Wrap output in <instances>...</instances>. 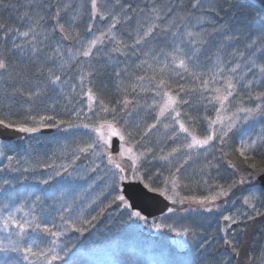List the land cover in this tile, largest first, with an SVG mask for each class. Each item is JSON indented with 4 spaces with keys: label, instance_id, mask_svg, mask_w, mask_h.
Returning <instances> with one entry per match:
<instances>
[{
    "label": "snow or ice",
    "instance_id": "1",
    "mask_svg": "<svg viewBox=\"0 0 264 264\" xmlns=\"http://www.w3.org/2000/svg\"><path fill=\"white\" fill-rule=\"evenodd\" d=\"M3 0H0V4ZM120 8V11H116V7ZM42 7V6H41ZM51 7V5H49ZM68 5L64 6V10L68 9ZM83 8L84 5H81ZM88 20L93 21L96 19L110 21L107 24L105 31L96 32L94 23H87L85 28V34L90 36V39L81 37L78 20L82 17L79 13L74 16L68 17L67 15L62 16V9L57 6L55 12L51 15L50 20L53 24L51 31L42 28V25L49 19L47 16H31L29 12H25L20 19L27 20L28 24L26 30L20 31L16 27H8L6 25H0V30L3 31L4 38H12V49L23 53L28 56L30 60L43 61L44 64L51 63L56 64V60L59 59L61 62L59 66L54 70L49 68L45 75L43 70V64L37 68L39 77H44L43 81L29 85L25 88L23 84L13 89V95L10 97L12 102H15L16 96L26 98V102L29 103V113L37 111L35 107L36 102L43 103L46 97H51L54 94H62L64 88H68L70 93H75L76 96L84 97L87 100V109L85 112L80 104L74 106L70 112L77 120L83 116V121L76 124L69 120L57 119L55 115H25L21 121H13L10 119L0 118V126H4L9 129H17L22 133H35L41 128L58 127L66 125L67 129H86L88 130L87 135L89 140L83 142L82 146L77 145L73 152V163L80 159L81 155L91 153L93 160L89 161L92 165L85 169V176L88 173H96L101 170V165L107 169L106 175H110L111 179V190L118 191L120 182L127 179V172L130 170L133 175L140 171L141 158L146 157L145 152L139 154L134 153L130 141L133 139L132 132H125L117 126L119 121L117 120V114L119 111L129 109L131 106L135 108L139 106V100L136 99L138 95L136 93L137 87L142 92L154 91L155 97L153 98L152 105H156L159 109L158 114L155 117V123L148 124L147 129L152 130L157 127L161 122V117L171 116L172 125L164 124L166 129H171L172 138H178V134H184L185 143L180 147H174L167 155L156 157L152 156L153 160L160 159L169 161V158L173 153H179L181 149H186L190 152L193 148H203L210 146L215 140H219L221 145H224L227 139L230 138V134H234L238 129L239 125L243 123H255L264 121V90L255 91L256 88L264 89V63L257 64L253 57L256 55L255 52L251 56H245L244 52L236 51L233 56H239L244 61L245 72L237 75L241 70V64L236 63L233 60H226L219 53L223 52L225 45H230L231 42H239V37L231 35L233 31L228 24L217 25L215 18L208 19L205 13H215L219 15V12L215 7H209L205 9L204 0H188V4H184V0H178L177 3L173 4L171 0L167 5L157 6L153 4L151 8L140 9L137 15H129V13H137V9L132 8L128 5L127 10H124V6L120 4V0H115V5L111 10H108L107 4L103 0H89ZM185 8L188 10L185 11ZM200 13V14H198ZM64 22H61V21ZM194 21V22H193ZM207 21L213 25L212 33L206 32L203 25ZM135 25L133 30L130 32H122L121 36H117V28L120 26H132ZM213 33L220 37L219 45L217 47V55L215 58V64L213 70L210 72L209 77L205 79V73L197 72L195 69L201 67V57H205L208 63H212V57L206 56L205 49L210 44H215L216 41L210 40L206 37H211ZM127 35L128 39L132 42L127 43L122 37ZM59 40L53 46L50 41ZM20 39L21 42L17 43L16 40ZM105 40L112 45L110 50L107 52H101V45H104ZM65 41H71L78 43L79 48L75 50L69 49V57L65 60L63 57L65 52L61 48V44ZM159 42L163 46L157 48L148 47L150 44H156ZM256 42L253 41L250 44L245 45L246 49L251 50L255 47ZM107 47V45H104ZM145 47L148 50L145 51ZM51 49L49 54L48 50ZM258 52L264 56V45L257 49ZM112 53H118L123 56H133L136 59H140L141 56L148 57L152 63L148 62V59L140 61L137 65L138 68H143L147 65L148 69L152 71V75L147 77L148 83L152 85L151 88H144L143 82L146 77L136 76L137 83L131 85V92L133 98L130 99L128 95V88H123V98L118 99L115 103L109 101L105 102V99L101 98L103 85L97 84L98 71L93 67L91 63L85 64L80 58L91 59L96 54H101L111 58ZM163 58V59H161ZM75 60L76 63L72 64L71 61ZM229 64L234 66L229 67ZM154 65L156 67H154ZM9 63L6 58L0 56V69L7 70ZM178 69H182L185 75H190L195 80H200V89L208 90L210 83H218L220 87L213 88L211 91L214 93L211 100H208V104H212L213 101L219 103V107L215 108L216 117L212 119L210 116L203 117L207 120V132L202 138L198 136L194 130V126L201 120L199 116H192L189 113H184V117L187 121L193 125V129L190 130L189 126H186L185 119H181L182 113L178 109L181 105L185 107H191L189 100L178 99L179 92H184L185 95H190L194 92H200V99H204V94L200 89L192 88L185 89L183 85H177L178 92L174 95L171 91L172 82L171 76L175 74L180 76L181 73ZM117 69L114 72L116 77L123 76L124 72ZM59 72L60 74H57ZM70 72H74V75H69ZM258 73V75H257ZM252 78L249 79L248 77ZM75 81V82H72ZM121 86L117 85V91H120ZM247 93L249 100L259 101L255 103L254 107H244L243 101H237L236 111L225 120L222 115V111L227 107V103L235 100L237 96H243ZM227 102V103H226ZM148 105V107H152ZM47 107V105H46ZM98 111H94L97 109ZM174 114V115H173ZM95 116V119L92 116ZM111 117V119H109ZM87 121V122H84ZM126 123V122H125ZM220 125L219 129L215 126ZM147 132H145V135ZM127 135V139H126ZM113 137H119L120 141H124V144L120 145L119 151L113 154L111 151ZM139 144V142H137ZM151 149L147 152L151 153ZM161 151H163L161 149ZM222 151V150H221ZM235 152L239 153V156L243 158L244 163L248 169L255 170L259 167L256 161V154L260 153L264 156V126L262 131L255 138L249 136L248 138H242L239 142V146L234 149ZM5 153L0 151V156H4ZM227 155V153H224ZM127 157V166L123 163L124 158ZM121 162H117V159ZM8 164L0 167V170L7 171L11 168L13 172H27L28 169L12 167V162L15 159L14 156L6 157ZM99 159L100 163H95V160ZM192 159L191 155H186L182 164L175 167V172L171 174V185L172 195H168V188H152V191H159L162 195H166L169 200H173L175 204L183 205L185 201L189 204L195 203L199 207L203 208L205 212H212L213 208H218L219 205L215 204L220 197H227L229 191L236 183L243 184L250 176L251 171H248L246 175H241L238 181H234L232 185H229L227 189L220 187V190L212 195L208 196H180V193L176 191L177 178L176 174L180 173L182 168L188 164ZM107 161L105 164L104 161ZM20 163L19 160L16 161ZM264 163V160L261 161ZM228 164L232 168H236V165L231 160ZM112 167L109 168L108 166ZM211 165V161H209ZM48 166V165H41ZM68 176H72V172H68L67 167L60 166ZM114 169V170H113ZM259 170L264 172V167H260ZM61 171L56 170L54 176H60ZM78 178L81 177L79 172H76ZM53 175L48 176L47 179L39 180V184L48 185L53 180ZM26 180L27 177H24ZM12 181L5 180L4 184H11ZM168 180H165L167 185ZM147 186V185H146ZM91 187V185H89ZM31 193L25 198L22 203L28 208V211L24 210V207L5 204L0 208V229L8 233L5 240H0V264H53V262H60V264H71L70 260H65V257L61 256L60 252L67 254V247L62 248L60 251L56 250L55 239L51 241L53 246L41 247V244L47 237H59L62 232L55 231L58 227L54 222H46L48 213L45 216L37 214L36 209L39 208L40 212L43 213V199L40 195H36L34 199H31V203L28 204V199L31 198ZM119 201L125 209L129 210V219L137 218L139 220L147 222V217L142 215L140 210H136L127 201L123 194L116 195L110 203ZM259 201L264 204V192L259 195L253 193L244 197V204L249 206L251 212L254 215L248 213H241V218L234 219L233 216L227 215L223 217L226 222L225 227L220 229L225 235L230 232L231 225H237L247 221H254L256 217H264V211L257 209L254 202ZM12 204H15V200H12ZM211 205V206H210ZM70 205L65 207L60 206V209H56L55 205H52V211L58 213L59 219L63 225L70 226L76 232L83 233L87 229L83 226L77 227L72 220L68 219L65 213L69 212ZM169 213L176 211L174 208H168ZM180 211H189L188 208H181ZM18 212H24L22 217H17ZM103 212V209H101ZM97 217L93 216L92 220H96ZM91 221L83 220L82 224H90ZM14 226V228H13ZM150 227L156 229L167 228L170 231L176 232L177 235H183L184 237H191L194 242L197 241V232L191 227H184L177 229L171 224H158L153 222ZM68 228L65 227L64 231ZM243 231V229H241ZM224 244L231 246V252L239 255L240 248L233 239H225ZM209 245L208 239H204L199 244L200 248H204ZM15 254V255H13ZM260 264H264V254L259 258ZM222 264H231V259H226Z\"/></svg>",
    "mask_w": 264,
    "mask_h": 264
},
{
    "label": "trees",
    "instance_id": "2",
    "mask_svg": "<svg viewBox=\"0 0 264 264\" xmlns=\"http://www.w3.org/2000/svg\"><path fill=\"white\" fill-rule=\"evenodd\" d=\"M24 1L25 0H3V3L0 4V25L16 27L19 28L20 31H24L26 30L28 21L22 20L20 17H22L25 12H29L31 16H36L38 14L49 17V19L42 25V28L48 27V31L50 32L53 27L50 17L55 12L57 6L62 9V16L67 15L68 17H71L77 13L80 14L82 19L77 21L79 24L77 30L80 32L81 37L85 39L91 38L90 36H87L84 31L87 23L91 22L95 24L96 32H94V34H98L100 31H105L107 24L110 23V21L100 19L89 21L88 9L85 8V5L88 4L87 2L83 8L75 10L73 6L68 4V0H35L36 2L33 0V4H29L28 8L23 4ZM171 2L175 4L178 0H171ZM35 3L38 4L37 7L35 6ZM105 3L107 4L108 10H111L115 5V0H106ZM168 3L169 0H120V4L124 6L125 11L127 10L128 5L137 9V13H129V15H137V18H139L138 12L140 9H145V11H147V9L151 8L153 4L160 6L167 5ZM184 4L187 5L188 0H184ZM49 5H51V7H49ZM65 5L69 6L66 12L63 11ZM204 6L205 9L215 7L219 12V15H216L215 13H205L208 16V19L215 18L217 21L216 26L228 24L233 30L230 34L239 37L238 43L233 41L230 45H225L223 52L219 53L224 59H234V61H236L239 57L233 56V53L236 51L244 52L245 56H251L252 53L255 52L256 55L253 59H255L256 63H264V59H262L264 56L257 51V49L264 45V0H204ZM25 9L27 10L25 11ZM115 10L120 11V8L117 6ZM187 10L188 9L185 8V11ZM61 22L64 21L62 20ZM134 26L135 25L133 24L132 26L122 25L118 27L116 30L117 36L120 37L122 32L132 31ZM203 28L206 32L212 33L213 25L205 21ZM122 38L125 39L127 43L131 44L132 41L128 39L127 35H124ZM206 38L214 40L216 43L210 44L209 47L205 49L206 56H211L213 62L208 63L205 57L202 56L200 60L201 67L196 69L198 72L205 73V79L209 77L207 74H210L213 70L217 55V47L220 41V37L216 36L214 33L211 37ZM58 40L59 37L54 40L55 44ZM253 41L256 42L255 47L251 50L246 49L245 45L250 44ZM12 42V38H4L3 31L0 30V56L6 58L9 63V68L7 70L0 69V118L21 121L25 115L40 114L49 116L55 115L57 119H71V121H74L77 119L71 115L70 110L77 104H80L81 100L83 101V104H80V106L83 107L85 112L88 111L86 98L76 96L75 93H70L68 88H64L62 94H54L50 98L46 97L43 103L36 102L35 107L37 108V111L32 113L28 112L30 105L26 102L25 97L16 96L15 102H12L10 97L13 95L14 88L21 86V84H23L25 88H28L29 85H35L43 81L44 77H39L37 73V68L40 67L41 64H43V70L46 75L49 68L55 70L61 62L57 59L56 64L53 65L51 63L44 64L43 61L38 62L30 60L28 56L12 49ZM16 42L20 43L21 40L17 39ZM71 43L74 44L75 42L65 41L61 44V48L65 52L63 57L65 60H67L68 56L67 46ZM104 45H107V47ZM104 45L100 46L101 52H107L112 47L107 40H105ZM161 46L163 45L157 42L156 44H150L148 47L158 49ZM148 47H145L144 50L147 51ZM48 52L50 54L51 49H49ZM80 59L84 61L85 64L91 63L98 71L97 84L104 86L101 98L105 99L106 103L109 101L115 103L116 100L122 99L123 88L125 87L128 88L129 98L132 99L133 94L131 92V85L137 83L135 79L136 76L146 77L143 82L144 88L152 87L147 80L149 73H152V71L148 69L147 65L143 68L137 67V65L140 64V61L144 59H148V62L152 63L151 59L148 57L141 56L138 60L136 57L130 55L123 56L118 53H112L111 58L96 54L91 59ZM238 59H241L240 64H242L243 59ZM71 63L75 64L76 61L73 60ZM210 65H212V69H210ZM230 65L231 64L228 66ZM154 67L156 66L154 65ZM241 67V69L244 68L243 66ZM117 69L121 71L127 69V71L124 72L123 76L116 77L114 72ZM178 71L181 73L180 76H176L175 74L171 76V91L174 95L178 92L177 85H183L185 89H200V80L193 81L192 77L190 75H185L182 69H178ZM57 74L60 73L57 72ZM237 74H239V72ZM69 75H74V72H70ZM117 85L121 86L120 91H117ZM210 85H212V83L209 84L208 89L210 88ZM200 91L204 94V99L201 100L207 102L209 98H211L209 91L204 89H200ZM136 93L138 94L136 99L139 100V106L135 108L130 106L128 114L126 113L128 111L127 109L118 112V114L121 115V113H123L128 115V117L130 113H136L137 116H140V118L134 120L137 122L134 125V128H129V130H127L128 132H132L133 135L135 132H138L136 127L141 131V129H147L148 124L155 123V117L159 111L156 105H152L153 98H156L154 91L142 92L140 91V88L137 87ZM156 99L159 100V98ZM178 99L189 100L191 105V107L181 105L179 108L181 111H186L188 108H192L193 111L198 106L196 100L200 99V92H194L190 95H185L184 92H179ZM243 100L246 102H259L249 100L248 98H244ZM56 104L57 106H55ZM148 105H152V107H148ZM201 106L204 107L205 104L201 102ZM203 109L201 110L203 113H200L201 117L207 115V111H203ZM207 110L209 112V109ZM94 111L98 110L94 109ZM183 114L184 113H182V116H184ZM62 126L64 125L58 127L61 128ZM55 128L56 127H54L52 133L56 132ZM68 130L71 131L72 129ZM61 132H63L62 128ZM28 134H31L32 137L31 139L28 138L29 140L21 137L13 141H0V151L5 153L4 156H0V167L8 164L6 157L11 155L15 157L12 162V167L28 169L27 172L23 173L13 172L11 171V168L7 171L0 170V208L5 204L15 207L17 200L20 198L18 191H21L22 195H25L29 192L28 188L37 189L39 194L36 195L42 197L43 203H47V201L55 202L56 194L59 195L61 193L60 187L64 189L66 193L69 192V186L67 187V184L69 185L68 181L70 180L68 179L67 173L64 172L63 168L60 166L67 167L68 172H71L74 167L79 165V163L86 162L89 158V153H87L81 155L80 159L73 163V157H68L64 165L61 164L60 166H57L61 171L60 176H54L53 173L54 178L48 185L39 184V180L48 178L46 169L44 170L41 166L46 160V150L48 147H46L43 140H46L45 137L47 135H40L38 132ZM32 140H35V143H33ZM76 147L77 145L68 147L69 150L65 151L66 154H70L71 152L73 154ZM17 160L20 161L19 164L16 163ZM262 160H264V156L257 153L255 162L259 167L255 170H246L243 166L237 164V162H233L237 165L236 170L232 169L231 171H227L225 174L224 187L228 188V186L232 185L234 181H238L241 175H246L248 171H251L252 173L250 177L256 176L261 172L259 168L264 167V163H261ZM105 162L106 160L104 163ZM34 164L38 166L33 168L34 170H29L27 166H33ZM103 170L105 171V174L101 176V178H98L100 179L99 181H103V179L108 176L106 175L107 169ZM155 172L158 174L157 171ZM218 173H220L218 169L217 171H214V174L217 176L216 182L221 184L223 183V178L221 175H218ZM24 177H27V179L25 180ZM5 180L12 181V183L6 185L4 184ZM208 180L210 181L213 179L208 178L207 181ZM141 181L145 186L147 185L146 187L149 189L151 188V190L152 188H157L147 183L146 178H142ZM212 184L210 187H207L210 188L209 190H213L218 186L217 183L214 185ZM246 184V182L243 184L236 183L232 189L246 191ZM110 185L111 183L102 186L97 190L96 195L92 197L91 191L89 195L84 193L86 198L79 195H76L75 197L73 195L70 197L75 201L73 207L78 209V211H73L72 213V211L69 210L65 215L68 219L72 220L77 227H85L87 230L83 233L76 232L70 226L63 225L59 219L58 213L52 211L46 222H49L50 224L54 222L58 226L54 230L62 232V235L56 238L47 237V239L42 242L41 247L53 246L51 241L55 239L54 246L57 251L67 247V254L64 252H60V254L65 257L66 261L70 260L71 264H84L87 262L90 264H101L105 262L106 264H222L226 259H231V264H260L259 258L264 254V217H256L254 221H247L245 219L244 223L231 225L232 228L235 229V238L233 240L240 248L239 255H236L231 252V246H229V249L225 248V244L223 243L224 238L219 233V229L216 225L217 217L212 218L204 212H199L200 216L196 218L195 221L187 223V221L184 220V223L179 225L193 228L197 232V241L194 242L190 237L187 241L188 248L177 249L166 244V240L159 238L156 234L157 232L153 228L144 227L142 220L137 218H132L130 220L129 210L125 209L119 201L110 203L116 195L121 194L120 186L118 191H112ZM254 187L258 188L260 193L264 192L257 183L254 184ZM195 188L196 189L193 187L190 188L193 192L192 195L195 196H208L213 193V191H208L206 193L202 190L200 194H198L199 192L196 191H198L197 188L199 187L196 186ZM207 188L206 190H208ZM187 193L190 194L188 191ZM13 199L15 200V204H12ZM86 199H88V202ZM28 204H30V202ZM189 206H191L190 208H193L195 203L192 205L189 204ZM256 207L257 209L264 211V204L261 202L256 204ZM101 209H103V212H101ZM245 213L254 215L250 208H248ZM68 214L74 216V219H72V217L69 218ZM93 216H96L97 219L92 220ZM83 220H89L91 223L83 225ZM220 224L222 225V221ZM65 227L68 228L67 231H64ZM241 229H243V231H241ZM204 239H208L209 245L200 248L199 244L202 243ZM57 244H59V247L56 246ZM148 259H151L149 261L151 263L147 261ZM53 264H60V262H53Z\"/></svg>",
    "mask_w": 264,
    "mask_h": 264
},
{
    "label": "rangeland",
    "instance_id": "3",
    "mask_svg": "<svg viewBox=\"0 0 264 264\" xmlns=\"http://www.w3.org/2000/svg\"><path fill=\"white\" fill-rule=\"evenodd\" d=\"M34 2H36L34 0ZM88 3L85 5V3ZM104 2H106V0H104ZM23 4L25 5L26 8H28V5L33 4V0H25L23 2ZM36 7H37V3H35ZM68 4L70 6H73L74 9L76 10H80L82 7L81 5H85V8H87L89 10V0L85 1V0H68ZM27 9H25L26 11ZM46 29H48V27H45ZM50 43L53 44V46H55V42L50 41ZM80 45L78 43L74 44H69L67 46L68 50H75L76 48H79ZM67 50V59L70 55L69 51ZM241 58V57H238ZM235 61L236 63H240L241 59H238ZM264 59V58H262ZM234 66L233 64H231L229 67ZM241 66L244 67V61L242 62ZM242 68V67H241ZM210 69H212V65H210ZM208 70V69H207ZM195 71L198 72V70L195 69ZM246 69L243 68L240 70L239 74L240 75L242 72H245ZM152 75V73H149V77ZM209 75V74H207ZM258 75V73H257ZM249 79H251L252 77L249 76ZM216 84V85H215ZM212 83V85H210V88L208 89L209 91V95L211 98H209V100L212 99V96L214 95V93L211 91V89L213 88H217L220 87L219 84L217 83ZM261 91L263 89L261 88H256L253 90V92L255 91ZM247 98V93H245L242 97L241 96H237L235 100L231 101V103H227V107L222 111V115L225 117V120H227V118L229 116L232 115L233 112L236 111V107L237 105V101H240L242 99L243 101V105L244 107H254L255 106V102H246L243 99ZM200 100V101H199ZM196 102L198 103V106L192 111V108H188L186 111H181L180 109H178L179 111H181V113H189L192 116H199L201 117L200 113L201 110L203 109V111H207V115L205 116H210L212 119H215L216 117V112H215V108H218L220 105L218 102L213 101L212 104H208V102H204L201 99L196 100ZM201 102L205 104V106H201ZM57 106V104L55 105ZM209 109V112L208 110ZM98 110V108H97ZM128 110V109H127ZM211 110V111H210ZM59 111V110H58ZM127 114L129 113V110L126 112ZM121 113L117 114V120L119 121V123L117 124L118 127H120L122 130H125L126 134H127V130H129V128H134V125L137 123L134 120L137 118H140V116H137L136 113H130L129 117L128 115ZM174 115V114H173ZM128 117V120H127ZM93 119H95V116H92ZM109 119H111V117H109ZM181 119H185V123L186 126L190 127V130L193 129V125H191L187 119L182 116ZM81 121H83V117L81 116L80 120H74L72 121L73 123L79 124L81 123ZM87 122V121H84ZM126 122V123H125ZM164 124H169L172 125V117L171 116H167L166 117H161V122L157 125V127L155 129L152 130H148V129H141V131L139 130L138 127H136L138 132H135L133 135V139L130 141V145H126V146H132L133 147V151L136 154H139L140 152H145L146 153V157L145 158H141V161L139 162L140 164V171L137 172L135 175H133V173L129 170L127 172V180H142V178H146L147 183L157 187V188H168V195H172V185H171V174L175 172V167L179 166L180 164L183 163L185 156L186 155H191L192 159L188 162L187 165L184 166V168H182L181 172L176 174V178H177V187H176V191L180 193V196H187V195H192L193 192L190 189L191 187H193L194 189H196L195 187L198 186L199 188H197L199 192L198 194H200V192L203 190L206 193L208 191H213L212 194L218 192L220 190V187H223L225 189H227L224 184V180H225V174L227 173V171H231L232 169L236 170V168H232L229 164L228 161L231 160L232 163L233 162H237V164L243 166L246 170H249L247 165L244 163V160L242 157L239 156L238 152H235L234 149L237 148L239 146V142L242 138H248L249 136H251L252 138H255L257 135H259L262 131V126H264V121H259L255 122V123H243L241 125H239L238 129L235 131L234 134H230V138L227 139L226 143L224 145L220 144V141L217 139L215 140L210 146H205L203 148H193L190 152H188L186 149H181V151L177 154V153H173L172 156L169 158V161H164V160H160V159H156L153 160L152 156L153 154L156 157H160L162 155H167L169 152H171V149L174 147H180L182 144H184L185 141V136L184 134H178V138L173 139L172 138V132L171 129H166L164 127ZM217 129H219L220 125H216L215 126ZM51 128V127H48ZM61 128L62 131L61 132ZM56 127L55 130L56 132L54 133H41L40 129L38 131V133L40 135H53V136H46V140H43V142L46 144V147H48V149L46 150V160L45 162L42 163V165H48V166H42L44 168V170L46 169V173L48 176L53 175V173L57 170H59V168H57V166H60L61 164L64 165V163L66 162V160L68 159V157H73L72 152L70 154H66L65 151H68V147L73 146V145H82L84 141L89 140V136L87 135L88 130L80 128V129H72L71 131H69L66 127V125L62 126V127ZM207 128V120H204L203 117H201V120L199 122H197L194 126V130L196 132V134L198 136H200L201 138L207 134V132L205 131V129ZM52 130L54 128H51ZM145 132H147V134L145 135ZM24 137L25 139L28 138H32L31 134L26 133L23 136L20 137H15L11 140H2L0 139V141L6 142V141H13L16 140L18 138ZM37 137V136H35ZM114 138V137H113ZM119 139V137H117ZM126 139H127V135H126ZM29 140V139H28ZM33 143H35V140L33 141ZM137 142H139V144H137ZM124 144V141H120L119 139V143H118V151L120 148V145ZM148 149H151V153L147 152ZM161 149L163 151H161ZM44 150V149H43ZM222 150V151H221ZM117 151V152H118ZM116 152H113V154H115ZM224 153H227V155H224ZM238 154V155H237ZM94 158L92 157L91 153H89V158L86 160V162H81L79 163V165H77V167H74V169L71 171L73 173L72 176H68V179L70 181H68L69 185L67 184V187L69 186V192L66 193L64 191V189H62L60 187V191L61 193L59 195L56 194V201L55 202H50L47 201V203H43V207H44V212L41 213L40 209H36L37 214L41 215V216H45L48 213L52 212V205H55L56 209H60L61 205H64L65 207H68L69 205L70 207V211H78V209H75V207H73V203H75L74 200H72L70 197L74 195V197L76 195H79L83 198H86L84 193H87L88 195L90 194V191L92 193V196H95L97 193V190L99 188H101L102 186H105L109 183H111V179H110V175L106 176L103 181H99L101 178V176H103L105 174V171L103 169L104 166L101 165V170L96 172V173H88L85 176V169L91 167L92 165L89 163V161L93 160ZM225 160V161H224ZM209 161H211V165H209ZM117 162H121V160L118 158ZM95 163H100L99 159L95 160ZM107 163V161L105 162V164ZM123 163L125 164V166H127L128 160L127 157L124 158ZM236 165V164H235ZM36 164H34L33 166L29 165L27 166L29 168V170H34L33 168H35ZM237 166V165H236ZM109 168H111L112 166L109 165ZM54 168V169H53ZM218 171L220 173H218V175L222 176V181L223 183L219 184L218 182H216L217 180V176L214 174V171ZM114 170V169H113ZM157 171L158 174L155 172ZM76 172H79L81 177L83 178H78L76 176ZM147 175H146V174ZM229 173V172H228ZM261 173V172H260ZM258 173V174H260ZM257 174V175H258ZM257 175L254 177H249V179H247L245 182L247 183L246 187V191H240V190H233L231 188V190L229 191V195L227 197H220L217 201H215L216 205H219L218 208H213L212 212H205L204 210L201 209V207H199L197 204H195V206L193 208H190L191 206H189V202L185 201V203L183 205H179V204H175L173 200H169L167 198L166 195L165 196L170 202V206L169 208H174L176 209L175 212L173 213H169L167 210L162 213L161 215L155 216L152 218H147V222L143 221V226L145 227H149L152 229V227H150V225L155 222L158 224H171L173 225L175 228L177 229H182L185 226L180 224L184 223V220L187 221V223H190L192 221H195L196 218H198L200 216L199 212H204L206 213L208 216L210 215L212 218L217 217V227H218V231L219 233L223 236L224 240L225 239H234L235 238V229L232 228L231 226V230L230 232L227 234V236L225 235V233L223 231H220V229L224 228L225 226L221 225V221H223V217L227 216V215H231L233 216L234 219H239L241 218L239 216V214L241 213H245L247 211L248 208H250L249 206L244 204V197L251 195L253 193L259 195L260 191L258 190V188L254 187V184L257 183V185L262 189V187L258 184V180H257ZM129 177V178H128ZM208 178H211L213 180H208ZM168 180L167 185L165 184V180ZM142 182V181H141ZM207 182V183H205ZM213 182V184H212ZM121 183V182H120ZM143 183V182H142ZM215 183H217L218 186L220 187H216L213 190H209L211 184L214 185ZM89 185H91V187H89ZM204 185V186H203ZM195 186V187H194ZM203 186V187H202ZM148 188V187H147ZM206 188L208 190H206ZM29 189V192L25 195H22L21 191L19 192V199L16 202V206H20V207H24L25 211H28V208L24 206V204L22 203V201L25 200L26 197L29 196V194L31 193V198L28 199L27 203H31V199H34L36 194H39V191L37 189ZM151 189V188H150ZM263 190V189H262ZM190 192V194L187 193ZM264 191V190H263ZM159 192V191H156ZM161 193V192H159ZM209 194V195H212ZM65 197V198H64ZM89 199V197H88ZM88 199L87 202H88ZM59 200V201H58ZM255 204H258L259 201L254 202ZM84 204V203H83ZM193 204V203H192ZM190 204V205H192ZM211 206V205H210ZM181 208H188L189 211L185 212V211H180ZM57 213V212H56ZM17 217H22L24 215V212H18ZM68 217L72 219H74V216H70V214H68ZM219 225V226H218ZM14 228V226H13ZM157 233V236L161 239L166 240V244H168L169 246L171 245L172 247H175L177 249H184L185 247H187L188 244V239L190 237H184L183 235H177L176 232L170 231L167 228H162V229H156L153 228ZM237 232V231H236ZM8 235V233L4 232L3 229H0V240H5V237ZM5 242H7L5 240ZM224 243V241H223ZM57 247H59V244L56 245ZM188 248V247H187ZM1 255V254H0ZM151 259H148L147 261L149 262ZM151 263V262H149ZM84 264H90L89 262L84 263ZM101 264H106L105 263H101Z\"/></svg>",
    "mask_w": 264,
    "mask_h": 264
},
{
    "label": "water",
    "instance_id": "4",
    "mask_svg": "<svg viewBox=\"0 0 264 264\" xmlns=\"http://www.w3.org/2000/svg\"><path fill=\"white\" fill-rule=\"evenodd\" d=\"M51 128H42L40 132L51 133ZM26 133L19 132L17 129H9L4 126H0V139L11 140L15 137H20ZM119 139L114 137L112 140L111 151H118ZM258 184L264 190V172L257 175ZM120 192L125 196L127 201L135 208L140 210L142 215L147 218H153L155 216L164 213L170 206L171 202L163 196L161 193L152 191L147 188L140 180H127L120 183ZM223 224H226L223 221ZM228 248L227 245H225Z\"/></svg>",
    "mask_w": 264,
    "mask_h": 264
}]
</instances>
